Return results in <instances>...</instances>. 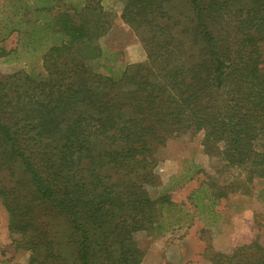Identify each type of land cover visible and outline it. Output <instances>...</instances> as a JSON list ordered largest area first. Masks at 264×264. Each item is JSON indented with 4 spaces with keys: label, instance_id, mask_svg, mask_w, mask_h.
Returning a JSON list of instances; mask_svg holds the SVG:
<instances>
[{
    "label": "trees",
    "instance_id": "trees-1",
    "mask_svg": "<svg viewBox=\"0 0 264 264\" xmlns=\"http://www.w3.org/2000/svg\"><path fill=\"white\" fill-rule=\"evenodd\" d=\"M186 2L188 14L172 0H126L121 18L145 58L119 72L118 52L99 63L111 26L102 0H9L0 34L17 32L19 43L0 56L21 48L35 60L0 76V171L26 179L0 182V200L19 247L46 252L27 264H140L135 232L159 235L195 217L213 226L221 198L264 180V0ZM198 132L206 154L240 173L207 174L187 203L173 191L196 173L186 166L160 183L154 169L170 139ZM51 213L66 219L69 253L49 239ZM210 259L264 264V244Z\"/></svg>",
    "mask_w": 264,
    "mask_h": 264
},
{
    "label": "rangeland",
    "instance_id": "rangeland-1",
    "mask_svg": "<svg viewBox=\"0 0 264 264\" xmlns=\"http://www.w3.org/2000/svg\"><path fill=\"white\" fill-rule=\"evenodd\" d=\"M6 1V2H5ZM79 0H67L77 2ZM7 3L4 10H0V29L5 21L3 16L9 12V0H0V9ZM126 0H102L103 12L108 13L111 19L109 30L99 38L98 43L106 49L104 60L114 57L118 52L120 56L112 64L113 69L119 72L128 63L142 61L145 51L132 28L121 18ZM174 10H184L188 14L186 0H172ZM27 16L31 17L28 13ZM19 37L16 33L3 38L0 34V46L7 51L18 46ZM19 48V47H18ZM22 51V52H21ZM108 57V58H107ZM31 60V61H30ZM35 59H30L24 50L19 48L12 55L0 56V76L8 75L19 70H31ZM35 62V68L39 67ZM110 64V65H111ZM100 71H104L100 66ZM203 132L193 136L185 135L178 139H170L165 147H161L163 157L154 169L159 182L165 183L173 174L183 171L187 166L194 178L173 191L178 201L189 203L188 195L199 185L207 174L213 175L220 181L232 180L240 171L237 168L224 167V162L215 156H209L203 150ZM242 173V172H241ZM208 175V176H209ZM244 175V173H243ZM241 175V177H243ZM18 180H26L20 170L13 175L6 169L0 171V182L11 187ZM162 186L159 184L151 188L154 196L158 195ZM219 218L215 225L195 217L194 221L171 231L155 235L150 231H137L134 233L137 245L144 251L140 264H212L211 255L216 251L230 252L237 246L250 243L254 240L264 244V180L255 179L249 192H233L221 198L215 207ZM93 216L96 213L89 210ZM45 217L49 239H54L59 248L68 252L66 239L68 230L66 219L56 213ZM94 221V219H93ZM9 213L0 200V264H27L33 256L45 258L46 252L31 251L19 247L22 238L20 233L11 232L8 228ZM94 231L98 232L96 226Z\"/></svg>",
    "mask_w": 264,
    "mask_h": 264
}]
</instances>
